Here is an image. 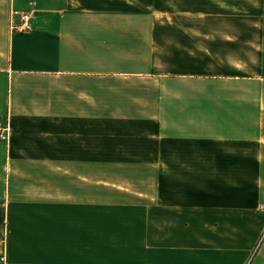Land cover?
I'll return each mask as SVG.
<instances>
[{
    "label": "crops",
    "instance_id": "0c3cea01",
    "mask_svg": "<svg viewBox=\"0 0 264 264\" xmlns=\"http://www.w3.org/2000/svg\"><path fill=\"white\" fill-rule=\"evenodd\" d=\"M258 1L0 0V264H264Z\"/></svg>",
    "mask_w": 264,
    "mask_h": 264
},
{
    "label": "rangeland",
    "instance_id": "374dc122",
    "mask_svg": "<svg viewBox=\"0 0 264 264\" xmlns=\"http://www.w3.org/2000/svg\"><path fill=\"white\" fill-rule=\"evenodd\" d=\"M249 2H250V0H234L233 6L234 7H240L242 9H244V10H247ZM257 3H258V6H261L262 1L259 0ZM183 29L187 32V34H189V35L191 34L194 37L205 36L208 39L212 38V36H214L215 33L217 31H219V30H215V29L188 28V27L187 28H183ZM167 31H170V34H171V30L167 29L165 27V32H167ZM174 34H176V36L177 35H181V32L178 30V28H176V31H175ZM177 44L178 43H176V45ZM187 46H188V50L187 51L191 50V52L193 51L192 53H195L196 52L195 49H198V48H196L198 45H195V44H189ZM176 54H178L180 56V58H177ZM176 54H173L174 57H171L174 60V63H173L174 67L179 65V64L183 65V66H187V67H198L197 64H198L199 61L197 59L196 60L195 59H189V56H188L187 52L180 53V54L176 53ZM171 62L172 61H168V64H170ZM256 249H257V247H256Z\"/></svg>",
    "mask_w": 264,
    "mask_h": 264
},
{
    "label": "built area",
    "instance_id": "2783aa9c",
    "mask_svg": "<svg viewBox=\"0 0 264 264\" xmlns=\"http://www.w3.org/2000/svg\"><path fill=\"white\" fill-rule=\"evenodd\" d=\"M10 31L15 34H26L34 31L33 14L32 12H22L13 10L10 15ZM12 127L9 120L3 121L0 119V142L8 143L11 137ZM5 257L2 255L1 260Z\"/></svg>",
    "mask_w": 264,
    "mask_h": 264
}]
</instances>
